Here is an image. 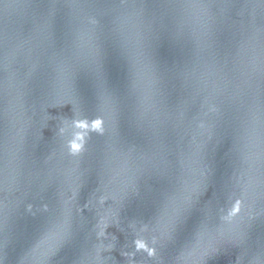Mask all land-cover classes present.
<instances>
[{
	"label": "water",
	"instance_id": "water-1",
	"mask_svg": "<svg viewBox=\"0 0 264 264\" xmlns=\"http://www.w3.org/2000/svg\"><path fill=\"white\" fill-rule=\"evenodd\" d=\"M0 264H264V0H0Z\"/></svg>",
	"mask_w": 264,
	"mask_h": 264
},
{
	"label": "clouds",
	"instance_id": "clouds-1",
	"mask_svg": "<svg viewBox=\"0 0 264 264\" xmlns=\"http://www.w3.org/2000/svg\"><path fill=\"white\" fill-rule=\"evenodd\" d=\"M99 124V120L92 121V127L95 128ZM71 126L75 131H73L72 136L70 139L67 140L66 146L70 154H77L81 151L82 146L84 144V135L86 134V131L89 129V121L87 118H81V119H72L71 120ZM60 133L64 132V128L61 127L59 129ZM235 209L233 211L228 212L226 216H224V219H230L232 216H234L239 211V205L240 200L237 199L235 201ZM103 234V233H101ZM146 241L141 238H134L133 244L137 251H140L141 249H144L148 252L149 256H152L155 254V249L153 247H146Z\"/></svg>",
	"mask_w": 264,
	"mask_h": 264
}]
</instances>
